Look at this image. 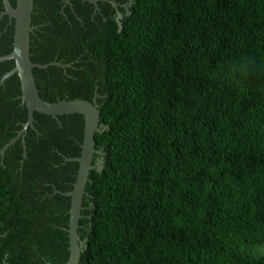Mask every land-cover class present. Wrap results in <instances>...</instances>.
I'll return each mask as SVG.
<instances>
[{
    "label": "trees",
    "instance_id": "1",
    "mask_svg": "<svg viewBox=\"0 0 264 264\" xmlns=\"http://www.w3.org/2000/svg\"><path fill=\"white\" fill-rule=\"evenodd\" d=\"M71 3L34 0L30 53L70 64L33 68L43 99L96 97L106 126L79 264H264V0H132L121 30L111 4L101 15ZM3 10L0 56L15 32ZM14 66L0 62V79ZM21 92L17 73L0 86V151L28 119ZM34 118L0 156V264L70 256L61 192L77 177L65 158L80 156L85 118Z\"/></svg>",
    "mask_w": 264,
    "mask_h": 264
},
{
    "label": "water",
    "instance_id": "2",
    "mask_svg": "<svg viewBox=\"0 0 264 264\" xmlns=\"http://www.w3.org/2000/svg\"><path fill=\"white\" fill-rule=\"evenodd\" d=\"M4 10L2 15L8 14L11 19H15V32L13 49L10 53L1 55L0 62L4 60L15 61V66L3 74L0 79V86H2L8 77L17 73L21 83L22 103L27 107L28 119L21 130H19L16 137L6 143L1 151L0 156L4 155L7 148L16 142L21 135L25 136L29 126H34V112L50 115L58 118L59 115L80 113L84 115L85 127L84 136L81 144V154L76 157H66L65 161H77L79 169L73 188L63 193L71 197V204L69 208V223H68V236H69V259L64 264H79L82 252L87 247L85 241L79 234L80 219L82 217V203L83 197L86 192V186L89 181L90 171L94 168L101 171L103 169V157H97L94 161L96 153L101 154L102 150L95 148L96 132H103L106 126L100 125V104H98L96 97L93 101L84 98L62 99L55 102H50L43 99L40 94L36 83V78L33 72L34 67L47 68L50 65H59L62 67L70 66V64H63L61 61H51L45 64L34 62L31 59L30 53V35L35 26L32 25V13L34 10V0H16V5L13 6L10 0H2ZM66 4H71V0H65ZM96 7L100 0H86ZM113 6L117 7L118 3L114 0H108ZM122 13L118 11L117 23L119 29L123 28ZM97 96V95H96ZM103 126V128H102ZM23 157L27 156L26 145L23 138Z\"/></svg>",
    "mask_w": 264,
    "mask_h": 264
},
{
    "label": "flooded vegetation",
    "instance_id": "3",
    "mask_svg": "<svg viewBox=\"0 0 264 264\" xmlns=\"http://www.w3.org/2000/svg\"><path fill=\"white\" fill-rule=\"evenodd\" d=\"M114 1H116V0H114ZM99 2H103L104 4H111L108 0H100V1H98V6L96 7L95 6V8H96V12L95 13H97V12H99V13H101V15H104L103 14V8L106 10V11H108V7L107 6H100L99 5ZM117 3H118V6L117 7H115V6H113L112 4V8L114 9V18H115V20H116V22H117V18H118V11H120L121 13H122V18H121V20L124 18V14H123V12L120 10V8H124V10L125 11H127L128 13H130V10H129V7L132 5V0H129L127 3H121V2H118V1H116ZM2 162V160H0V163Z\"/></svg>",
    "mask_w": 264,
    "mask_h": 264
}]
</instances>
